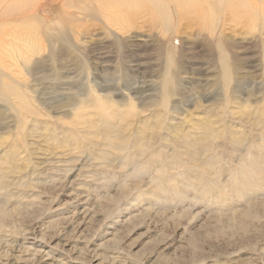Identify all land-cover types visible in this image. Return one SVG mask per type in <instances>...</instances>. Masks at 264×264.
I'll use <instances>...</instances> for the list:
<instances>
[{"label":"rangeland","instance_id":"374dc122","mask_svg":"<svg viewBox=\"0 0 264 264\" xmlns=\"http://www.w3.org/2000/svg\"><path fill=\"white\" fill-rule=\"evenodd\" d=\"M75 1L53 0V10L46 16L51 22L52 34L57 32L56 24L66 30L77 27L79 38L74 43L75 49L62 50L55 44L51 49V53H56L54 58H49V52L41 53L40 58L37 56L41 72L24 78L28 83L33 78L42 82L48 72L45 81L57 82L51 85V91L46 89L51 94L39 106L30 99L35 108L33 125L42 127L35 132L45 133L48 125L58 131L64 128L62 124L71 116L68 112L76 100L59 91L70 88L76 95H82L78 98L93 101L86 89L94 82L99 90L113 87L115 101L128 104L132 100L139 105L142 114L134 118L133 127H129L131 131L140 120L152 125L155 117L165 116V127L191 138L200 135L203 131L200 124L208 121L212 129L225 131L228 137V132L241 136V146L230 143L227 136L212 140L211 162H214L213 154L220 161L213 167L201 163H196L199 168L191 165L198 173L210 174L211 169L224 164L229 168L228 173L238 174L241 172L239 158L243 155L249 164H253V152L261 157L264 152V12L260 0H250L252 5L245 3L243 8L251 15L241 11L236 18L228 11L221 16L215 6L211 14L221 19L213 27L208 8H203L205 22H202L201 18L192 19V8L178 9L172 5L174 13L166 29L161 22V28L159 22L155 23L158 18L154 14H141V11L137 14L134 8L131 14L128 10L126 14L121 13L122 17L118 16L121 18L117 17L125 31L106 25L94 8L90 9L92 13L83 15L74 6H84L82 2L85 4L86 0ZM35 4L40 6L41 0ZM39 16L44 17V13ZM67 16L72 20L71 25L65 24ZM42 28L39 30L43 31ZM223 73L227 74L226 85ZM165 81L170 83L172 91L167 106L156 104ZM62 82L64 85L57 86ZM163 134L164 139H174L171 134ZM31 138L26 141L30 143ZM101 146L104 147L98 146L95 153L104 151ZM234 148L241 150L233 152ZM155 149L167 165L163 174L164 192L154 184L158 178L156 170L152 165L146 166L148 154L136 163L144 165L142 175H132V167L122 165V152L110 156V162L98 161L84 149L79 150L81 153L66 149L67 153L59 155L63 152L60 148L55 152L57 155H50L52 160L34 154L28 164L31 167L24 168L26 163L19 162L20 172L13 174L9 178L13 180L10 186L1 190L0 204L6 203L8 209L11 205L18 210L31 208L29 212L34 213L21 218L17 214L20 211H16L2 226L0 223V264H264L263 179L252 177L249 183L253 189L243 193L237 178L233 180L228 174L210 175V179L228 191L218 197L212 192L203 194L188 187L190 181L185 168L189 165L187 161L174 162V156L170 158L174 150L170 142ZM69 168L72 172L67 174ZM31 169L36 171L28 179ZM78 172L79 176L75 177ZM172 184L182 190L181 198L174 196ZM123 193H128L125 198ZM243 211H250L254 218H246Z\"/></svg>","mask_w":264,"mask_h":264},{"label":"bare ground","instance_id":"6f19581e","mask_svg":"<svg viewBox=\"0 0 264 264\" xmlns=\"http://www.w3.org/2000/svg\"><path fill=\"white\" fill-rule=\"evenodd\" d=\"M36 1L37 0H0V192L1 190L3 191L10 186L9 182H12L13 180L9 181V178H11L13 174L18 173V171L20 170L19 167L21 166L19 165V162H21L22 164L26 163L23 164L25 168L26 165H28L29 163L31 164L30 157L34 154L39 155L40 157L48 156L47 159L50 160V155H57L58 153L55 152L56 150L59 151L60 148L63 150V152L61 151L59 155L67 153L66 149H71V151L75 150L77 151V153H81L79 150L84 149L85 151H88L90 153L89 155L94 156V158L96 157L95 159L98 161H110V156H113V154L120 155V153L122 152V165L131 166L133 169L131 173L132 175L144 174V165H136V163L137 160L142 159V157L148 154L145 160L146 166L148 167L152 165V168L156 170V172L158 173V178L156 179V183L154 182V184L155 186L157 185L158 189H161V191L164 192L163 187L165 184L164 180L166 181V178L163 176V174L166 172L167 165L165 163V160L162 158L161 153L158 150L157 152L155 148L157 146H163L165 142H170L171 146L174 149L172 152L173 155L170 156V158H173L174 156V162L179 161L182 163L183 161H187V165H189V167L185 168V170L187 172L188 181H190L188 187L195 189L196 192L203 191V194L212 192V195L215 197L223 196L227 193L228 189L223 187V185L219 183H215L212 179L209 178L210 175H213L214 177H221L224 174H228L230 177H232L233 180L237 178V183L242 185L243 193H246L249 189H253V187L249 183L252 177L256 176L257 179L264 180V152L261 153V157L257 155V152L252 153L251 159L253 161V164L245 162V155L239 158V161L241 163V172L238 174L228 173L227 170L229 168H227L224 164L216 169H211L210 174L198 173V171H196L191 165L199 168L196 163L205 164L209 167L216 166L219 163L220 159L216 160L214 158V154L212 156L214 162H211L209 146L212 140L226 137L227 133L225 131L212 129L210 127V121H208V124H200L203 130L201 134L197 137L191 138L185 133L178 134V131H175L176 129H171L168 126L165 127L167 124V121H164L165 116L155 117L152 125L140 120L138 121L139 125L135 127V130L131 131L130 128L133 125L134 118H137L140 116V114H142V110L139 111V105L133 103L132 100H128V104L115 101L114 96L116 94L112 90L114 89L113 87L99 90L97 88L98 86H96L94 82V85L90 84L88 85V89H86L88 90V96H90L93 101L89 100L88 98H78L82 95H76L70 90V88L67 89V91H65V89L59 91L61 95H67L69 99L75 98L74 100H76V103H73L74 105L70 104L71 107L68 113H70L71 116L69 117L68 121H66V123L62 124L64 128L58 131L57 128L50 127V125H48L49 127H47L46 125L42 124L43 126H46V128L44 129L46 130V132L40 135L38 134L39 132H35L42 127H40L39 124L33 125L36 121V119L33 117L35 114V108L31 106L32 104L30 103V99L33 102H36L39 106L43 103L42 100L46 97H49V95L51 94V92L47 93L46 89H50L51 91V85H54L57 82L51 80L45 81L48 72L46 73L44 81L42 82H40V80L38 79L33 78L31 81L29 80L30 83H28V81H25L24 78H26L28 75H36L41 72V62L40 60H38L41 53L49 52L51 56L49 58H54L56 53H51V49H53V46H55V44H58L59 47H62V50L63 48H65L66 50H72L75 49L74 43H76L79 38L77 31H75L77 27L75 28V30H66L63 25L61 26L60 24L55 25L57 32L56 34H52V31L50 30L51 22L47 19L46 16H49L48 14L53 10V0H51L50 3H48L47 0H41L42 5L40 4V6H38V4H35ZM77 1L79 3V1L82 2L83 0H76L75 2ZM90 1H92V4L96 6H92V4L89 5L91 3ZM86 2L85 4L82 2L84 6H74L75 9H78V11L83 13L84 15L85 12L92 13L93 10L90 9L94 8L101 14V17L105 21L106 25L109 24L108 26H110L111 28L116 27V31H119L123 28V26H121L120 22L117 20L118 18H121L123 16L121 13L126 14L128 10L130 13L134 8L137 9V12L136 9L134 10L137 14L139 11H141V14L142 12H146V14H154L155 16H157L159 21L157 19L156 21H153H155V23L159 22V25L162 23L166 29L170 26V16H172V13H174L173 11H171L172 5V8L179 7L178 9L184 7L188 10H191L192 8L194 14L192 19L200 20L201 18L202 22H205V20L202 18V16L204 15L203 8H208L211 16L210 19L212 21L210 25L213 27L215 25V22L218 24L221 19L218 18V16L214 17L212 15L213 13L211 14V11L215 6L221 16L225 11H228L232 18H236L239 16L238 14H240L241 11H244L245 13L247 12L246 15L248 16L251 15V12L248 13V10H245L243 6L245 7L246 4H253L250 0H88L89 4L86 6V9ZM45 4L46 6H44ZM260 4L263 5V9L261 8V10L264 12V0H260ZM71 8H73V5ZM40 9L42 10L40 11ZM42 13H44V17L39 16V14ZM78 15L81 14L78 13ZM119 15L121 17H118ZM154 15L150 16L152 17ZM68 16L65 20V24L71 25L72 20ZM39 26L41 28L42 26L44 27L42 28L43 31L39 30ZM161 26L162 25H160V28ZM123 29L125 31V28ZM73 33L77 35L71 36V34ZM71 38L74 39V41L71 42ZM59 50L60 49H58V51ZM37 56H39V58H37ZM223 68H226L225 63H223ZM25 72L27 75H25ZM224 78V85H226L228 79L227 74L224 75ZM58 85L64 84L62 82L60 84H57V86ZM169 87L170 83L168 81H165L162 85L160 101L156 104L161 103V105L164 106L168 105V98L170 97V93L172 92ZM99 91L104 93L100 95ZM52 92L55 91L53 90ZM118 95L121 96V93ZM30 107L32 108L30 109ZM30 116H32V118ZM93 117H95L96 119H94ZM61 119L62 118L60 117L59 120ZM139 119L140 118H138V120ZM28 123H30L31 125L27 126ZM163 133H168L167 135L171 134L174 139H164V137L162 136ZM228 134L229 137L227 136V138L231 140L230 143L236 146L242 145L243 142L241 136L238 137L237 134L230 132H228ZM28 137L33 138V140H30V143L27 142L28 140L26 141ZM19 141L22 142L20 143ZM40 142H42L43 144L39 145ZM34 145L37 146L34 148ZM100 145L104 146L100 147V149L104 148V151L97 150V154L95 153V149ZM90 147H94V150H90ZM181 148L183 150L179 151ZM249 148L250 146L248 147V149ZM238 150L240 151L241 148H234L232 151L237 152ZM73 151L71 153H73ZM123 151H125V154H123ZM215 152L217 151L214 150V153ZM69 156H71V154ZM69 156L67 155L66 158H69ZM222 162H224L223 159ZM28 166L26 169H28ZM71 168L66 170L67 174L69 172H72ZM31 170L32 172H28V179L33 176L34 171H36L33 169ZM41 172L43 171L41 170ZM78 176L79 172L75 177ZM73 179L74 178H72V181ZM206 180H208V184L206 183ZM233 180H231L230 186L234 184ZM263 180H261L262 183L264 182ZM29 181L30 180H27L26 182ZM72 181L70 180V183H72ZM174 184H172L171 186L172 192L174 193V196H179L181 198L182 196L180 195L183 192L176 186H173ZM200 184L203 185L200 186ZM13 185H15V182L13 183ZM25 186L30 187V185L28 184H25ZM126 194L128 193H123L124 198ZM106 202H108V200ZM6 206V203L5 205L0 204L1 226L5 221H8L10 219V214L16 211H20L17 214L19 217L22 216L21 218H23L24 216L29 217L34 213L33 211L29 212L31 208L29 210H27L28 208L26 210L25 208L23 210H18L17 207H14L12 205L10 206L11 209H8V207L5 208ZM241 213H243V216H245L246 218H254V215L250 211H246V213L245 211H243ZM239 224H241V222ZM241 227L244 226H240L239 228ZM113 263L114 262H111L110 264Z\"/></svg>","mask_w":264,"mask_h":264}]
</instances>
